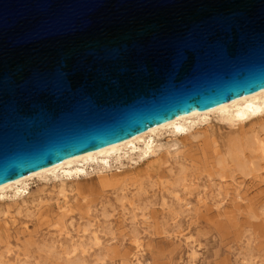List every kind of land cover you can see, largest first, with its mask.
<instances>
[{
    "label": "water",
    "instance_id": "95a60500",
    "mask_svg": "<svg viewBox=\"0 0 264 264\" xmlns=\"http://www.w3.org/2000/svg\"><path fill=\"white\" fill-rule=\"evenodd\" d=\"M264 88V0H0V184Z\"/></svg>",
    "mask_w": 264,
    "mask_h": 264
},
{
    "label": "rangeland",
    "instance_id": "374dc122",
    "mask_svg": "<svg viewBox=\"0 0 264 264\" xmlns=\"http://www.w3.org/2000/svg\"><path fill=\"white\" fill-rule=\"evenodd\" d=\"M212 124L218 132L228 129L215 120ZM183 140L180 138V142L187 143L182 149L186 153L198 139ZM168 162L162 171L164 180L169 179L172 185L146 183L139 192L132 186V193L124 196L110 187L99 191L91 169L80 174L81 193L69 194L71 210L65 214L57 208L60 199L48 193L51 184L43 187L30 181L22 195L26 209L15 214L16 205L10 198L3 199L15 220L5 226L4 213L0 212V264H134L135 236L143 245V264H187L191 249L195 250V264H264V208L260 206L264 203V183L239 175L234 181L227 178L220 183L217 177L208 181L199 170L174 163L171 157ZM170 166L175 172L172 178H168ZM144 169L145 165L137 168L138 172ZM180 170L197 175L195 184L182 186L176 179ZM236 192L245 200L235 199ZM82 196L89 201L88 206L77 205L83 202ZM247 200L251 206H246ZM46 212L69 228L71 237L65 235L66 230H58L57 224L43 222L39 213ZM141 213L150 216L148 224L140 222ZM96 229L100 231V246L89 239ZM79 230H85L82 239L89 243L88 249L85 253H68L72 241L79 240ZM179 230L188 243L172 236Z\"/></svg>",
    "mask_w": 264,
    "mask_h": 264
},
{
    "label": "bare ground",
    "instance_id": "6f19581e",
    "mask_svg": "<svg viewBox=\"0 0 264 264\" xmlns=\"http://www.w3.org/2000/svg\"><path fill=\"white\" fill-rule=\"evenodd\" d=\"M212 120L224 124L228 129L218 132L213 128ZM180 138H183L184 142L189 138L198 140L184 153L182 149L187 143L180 142ZM170 157L174 163H179L187 169L205 173L208 181H212L214 177L219 178L220 183L226 182L227 178L234 181L239 175L264 183V88L214 107L179 114L128 139L81 153L0 184V212L4 213L3 224L6 226L8 222H14L15 214L20 213L21 208L26 209L23 207L25 203L22 195L27 192L32 180L43 184V187L51 184L48 193H55L56 199H60L57 208L60 214H65L71 210L69 194L72 191L81 193L78 185L80 174L91 169L96 174L99 191L110 187L112 191H119L124 196V193H132V186L139 192L144 189L146 183L164 186L168 182V186L172 185L169 179L164 180L162 171V167L169 163ZM125 165L128 167L122 169ZM137 165H145V169L138 172ZM113 167L115 170H112ZM168 171V178H172L175 175L173 166H170ZM197 178L194 173L180 170L176 179L182 186H186L187 183L195 184ZM4 198H10V202L16 205L15 214L10 206L4 203ZM243 198L241 193H235V199L245 200ZM81 199L83 202H77L79 207L89 205L84 196ZM184 204L189 206L190 203L185 201ZM249 204L251 206L252 203L247 200L246 206ZM260 206L264 208V203ZM39 214L43 222L57 224L58 230H66L65 235L71 237L69 228L59 224L60 220L50 217L48 212ZM149 219L150 216L141 213L140 222L148 224ZM84 231H78L81 232L78 235L79 240L72 241V248L68 253L87 251L89 243L82 239ZM99 233V229H96L89 236L91 243L97 246L101 245ZM172 236L183 238L188 243L187 236L180 230L172 233ZM132 242L135 251L132 261L134 264H143L140 259L143 245L137 236ZM7 243L9 244L8 241ZM194 257L195 250L191 249L187 264H195Z\"/></svg>",
    "mask_w": 264,
    "mask_h": 264
}]
</instances>
